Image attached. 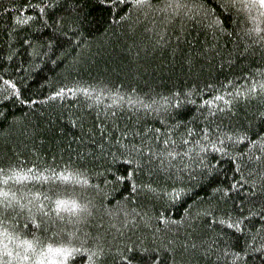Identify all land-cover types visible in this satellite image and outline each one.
Wrapping results in <instances>:
<instances>
[{
  "label": "trees",
  "instance_id": "obj_1",
  "mask_svg": "<svg viewBox=\"0 0 264 264\" xmlns=\"http://www.w3.org/2000/svg\"><path fill=\"white\" fill-rule=\"evenodd\" d=\"M167 2L0 0V264H264V5Z\"/></svg>",
  "mask_w": 264,
  "mask_h": 264
},
{
  "label": "snow or ice",
  "instance_id": "obj_2",
  "mask_svg": "<svg viewBox=\"0 0 264 264\" xmlns=\"http://www.w3.org/2000/svg\"><path fill=\"white\" fill-rule=\"evenodd\" d=\"M132 4L136 7H147V8H152V3H151V0H131ZM259 2L264 5V0H259ZM173 5H175V8H173ZM164 7L165 8H170V9H173V11H176L178 10L179 8L183 7V4L180 3V0H168L167 3L164 4ZM9 84H11L12 82L11 81H8ZM13 87H15V85H13ZM259 87L260 90L262 92H264V80L260 81L259 82V85H257L256 83H254L250 89L251 93L253 95L256 94V88ZM84 91H88L87 89H84ZM107 94V93H106ZM115 95V94H113ZM129 103L131 104L132 101H129ZM194 131V130H193ZM205 132H208V129H204ZM125 135H127V133L125 132L124 133ZM231 134H229L230 136ZM207 137H205L206 139ZM246 137L241 135L238 137V139L242 140V139H245ZM165 144H168L169 142L167 140L163 141ZM213 148H215V145H212ZM172 155H177V153L175 152H172L171 153ZM33 168H35V165H33ZM0 172H3V169H0ZM9 173L10 175L8 176H2L0 177V179L3 180V183L4 184H7V182L9 181V179H14L16 181H20V180H23L25 178L27 179H33V177L30 175L29 173V170L28 169H17V168H10L9 169ZM44 178V179H47V177H44L43 176V173H41L40 175H37L34 177V179L36 180H40L41 178ZM30 195H32L33 197H39L41 196V193L37 192V193H30ZM176 196L179 195V193H175ZM9 197H11V199H9ZM0 207H3V209H7L8 207H11L14 203H19V201L21 200L20 197H17L14 193H10L8 191H5L2 187H0ZM63 203V201H60L58 200L57 203L53 204L52 208H54L57 212V214L60 213V207H61V204ZM19 207L20 208H23L24 207V204L23 203H19ZM72 207L73 209H77V208H80L82 207L81 205H78L77 203L75 202H72ZM52 208H48L47 211H45V206L42 202H40L39 204V207H37L35 210L40 212L42 215H45L47 216L49 213L52 212ZM29 218L32 219V222L34 224H38L39 222L36 221L34 219V217H32L31 213H29ZM63 217L61 216V219ZM161 219H164L163 217H161ZM235 225H233L234 227ZM26 244H28L29 247H32V243L29 242V241H25ZM48 247L50 248L51 245H48ZM56 251H63V255L65 257L69 256V255H74L75 252L77 251H87V249H73V248H67L66 249H61V248H57ZM134 255V258H135V254ZM23 259H27V256H24ZM160 259L159 256H156V259L155 260H152L151 257H149V261H150V264H157V261ZM122 260H124L126 262V264H128V257L127 256H124L122 257Z\"/></svg>",
  "mask_w": 264,
  "mask_h": 264
}]
</instances>
